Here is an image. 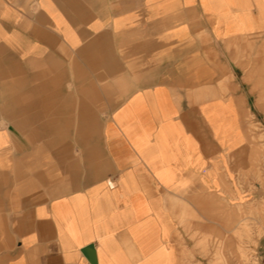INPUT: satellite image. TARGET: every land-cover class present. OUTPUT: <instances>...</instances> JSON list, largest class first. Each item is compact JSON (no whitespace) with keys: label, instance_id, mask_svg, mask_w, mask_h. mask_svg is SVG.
<instances>
[{"label":"crops","instance_id":"obj_1","mask_svg":"<svg viewBox=\"0 0 264 264\" xmlns=\"http://www.w3.org/2000/svg\"><path fill=\"white\" fill-rule=\"evenodd\" d=\"M256 35L264 0H0V264H181L169 208L245 151Z\"/></svg>","mask_w":264,"mask_h":264},{"label":"rangeland","instance_id":"obj_2","mask_svg":"<svg viewBox=\"0 0 264 264\" xmlns=\"http://www.w3.org/2000/svg\"><path fill=\"white\" fill-rule=\"evenodd\" d=\"M243 42L245 48L234 52L253 106L248 145L218 170L217 195L173 200L169 211L181 264H264V35Z\"/></svg>","mask_w":264,"mask_h":264}]
</instances>
